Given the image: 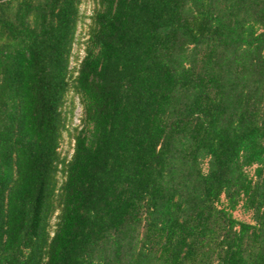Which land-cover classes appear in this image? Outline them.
<instances>
[{"label":"trees","instance_id":"16d2710c","mask_svg":"<svg viewBox=\"0 0 264 264\" xmlns=\"http://www.w3.org/2000/svg\"><path fill=\"white\" fill-rule=\"evenodd\" d=\"M82 1L0 0V264H264V0H95L72 68Z\"/></svg>","mask_w":264,"mask_h":264},{"label":"rangeland","instance_id":"374dc122","mask_svg":"<svg viewBox=\"0 0 264 264\" xmlns=\"http://www.w3.org/2000/svg\"><path fill=\"white\" fill-rule=\"evenodd\" d=\"M98 3L95 0H83L80 5V11L83 15V18L80 19V22L78 24V29L76 32V38L72 50V57H71V67L78 66L79 62L85 55V46H86V39L89 36V24L91 22V15L93 14V8L95 4ZM77 70H74V74L76 75ZM73 95V93H72ZM82 102L80 100V96L78 94H75L74 96V103L71 104V93H70V99L66 101L64 111L67 114L68 117V127L70 129H73L75 125L81 126V115H82ZM73 145H74V139L70 135L68 130H64L63 140L59 147V149L62 152V155L68 154L70 157L73 152ZM56 220L55 215L52 218V221L54 222Z\"/></svg>","mask_w":264,"mask_h":264}]
</instances>
